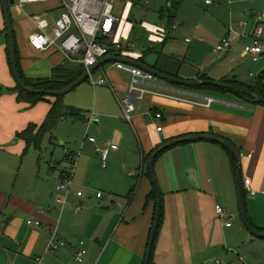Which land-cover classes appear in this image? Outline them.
<instances>
[{"label":"crops","instance_id":"1","mask_svg":"<svg viewBox=\"0 0 264 264\" xmlns=\"http://www.w3.org/2000/svg\"><path fill=\"white\" fill-rule=\"evenodd\" d=\"M180 1L183 5L187 0ZM194 1L188 9V17L194 21H181V5L176 9L167 0L168 10L159 9L156 18L139 20L135 25L129 21L133 6L128 4L114 39L125 49L112 51L108 57L137 60L181 80L198 81L206 75L210 81L235 79L249 85L243 70L249 66L253 70L250 77L256 79L255 73L264 72V54L256 62L243 57V48L250 42L247 38L237 39L234 49L227 53L212 54V47L224 39L231 21L240 32L250 33L254 22L242 30L239 21L252 14L264 16V0H239L233 7L216 0L220 6L212 8L207 7L206 0ZM28 6H44L47 11L29 16L27 21L13 17L20 67L26 77L34 81L49 79L64 69L58 76L83 71L90 74V79L63 98V103L79 110L84 119L61 120L53 133L58 142L79 153L64 149L66 159L61 173L51 164L42 175L41 157L28 158L26 143L17 135L30 125L40 128L56 98L47 96L35 105L19 101L0 0V264H34L37 257L45 264H70L81 241L88 252L83 264H145L158 210L149 174L150 159L157 146L200 135L217 136L239 151L249 217L264 233V105L244 101L231 92L203 91L155 80L153 84L165 91L211 97L217 102L206 108L147 96L138 101L131 124L124 118L119 102L128 94L131 76L117 70L112 60L99 64L91 73L82 63L69 61L57 48L44 52L33 49L30 37L40 31L39 26L53 35V23L62 12L57 0ZM202 7L214 15L203 13ZM15 9L21 13L17 5ZM166 17L170 28H175L178 21L187 24L190 31L185 33L193 39L183 34L180 38L170 37ZM202 37L212 44H205ZM76 58L82 59L80 55ZM106 77L110 86L100 85ZM157 113L162 115L161 120L153 117ZM160 126L163 129L158 132ZM92 138L97 143H91ZM111 145L118 150L110 153L108 168H104L95 147L106 149ZM73 157L77 160L74 183L67 203L61 205V196L56 199L53 192H57ZM155 163L163 193V215L154 264H221L218 258L225 259L222 251L235 255L239 252L243 264H253L252 247L264 255V240L253 237L242 222L237 168L226 149L205 141L185 143L161 154ZM49 169L53 175L48 174ZM247 179L252 192L246 190ZM30 181L36 183L33 190ZM78 192L83 195L77 196ZM217 206L224 209L222 215ZM29 221H40L42 225L30 226ZM54 231L67 243L56 255L47 252Z\"/></svg>","mask_w":264,"mask_h":264},{"label":"built area","instance_id":"2","mask_svg":"<svg viewBox=\"0 0 264 264\" xmlns=\"http://www.w3.org/2000/svg\"><path fill=\"white\" fill-rule=\"evenodd\" d=\"M50 0H16V5L23 11L27 5L42 4ZM60 3L61 15L58 20L53 23V35H50L47 28L40 27V31L34 33L30 37V43L33 49L38 52H44L51 48H57L65 57L72 62L82 63L87 71L98 65L102 60L108 57L112 51L120 53L124 51L121 43L114 41L120 31L122 19L116 15V0H57ZM239 0H225V4L233 7ZM253 0H251V3ZM207 7H218L220 3L216 0H206ZM254 22L250 33L240 32L235 23L231 21L228 31L220 44L213 49L215 54L227 53L234 49V42L239 38H247L250 40L243 48V57L249 56L255 62L264 54V16L261 14H252L248 18L239 21V28H248ZM80 55L82 59L76 58ZM236 59L233 58L232 61ZM114 67L128 73L131 76L129 91L122 101H119L123 109L124 118L127 122L133 123L134 114L137 111L138 101H143L147 96L160 97L164 99H172L178 102H187L196 106L211 108L217 102L215 98L204 97L196 98L191 96H181L172 91H165L153 84L157 78L154 74L146 72L138 67H133L125 63H115ZM95 84V83H94ZM100 85L110 86V82L106 77L99 82ZM155 120H161L163 117L160 113L153 116ZM163 127H158L161 132ZM90 142L97 143V139L92 138ZM117 146L111 145L106 149L98 146L95 147L96 154L101 158V164L104 168H108L109 155L112 151H117ZM71 160V167L68 168L61 177L62 183L57 187V192L65 193L58 202L61 205L67 203L70 189L74 183L73 179L76 173V157ZM250 179L245 181L246 190L252 192L249 188ZM82 192H78L77 196H82ZM100 195V194H99ZM80 210V208H79ZM219 215L224 213V209L217 206ZM36 224L41 226L40 221H29L28 225ZM230 227V225H228ZM51 245L48 254H58L67 244L58 237L57 231L53 232ZM87 249L85 242L80 243V248L76 250L74 262L70 264H83L86 259ZM219 262H217L218 264ZM34 264H45L41 257L35 258Z\"/></svg>","mask_w":264,"mask_h":264},{"label":"water","instance_id":"3","mask_svg":"<svg viewBox=\"0 0 264 264\" xmlns=\"http://www.w3.org/2000/svg\"><path fill=\"white\" fill-rule=\"evenodd\" d=\"M12 5H16V0H2V7H3V13L5 17V28L7 29V34L9 38V44H10V50H11V59H12V70L13 75H15L16 81L18 86L24 90L27 94L36 95V96H48L53 98H60L65 97L66 95L72 93L75 91L77 87H79L81 84L85 83L87 80L90 79V74L86 73L81 78L75 81V83L69 85L66 88L57 90V91H42L38 90L32 87H28L25 82L22 79V76L19 72V61L17 59V44H16V33L14 29L13 24V15L11 13V7ZM115 61L116 63H125L128 65H131L133 67H138L146 72H149L151 74H154L157 79H160L161 81L175 85L178 87H186L191 89H198L200 87L206 86V87H216L222 90H226L228 93L231 92L238 97L242 95V91L238 88H236L233 85H226L218 81H187V80H181L179 78H176L174 76L166 75L162 73L161 71L150 68L147 65L139 62L131 60L127 57H121V58H115V57H106L104 60H102L99 64H104L106 61ZM96 65L90 69V72L93 73V71L99 66ZM256 103L258 104H264V98H259L256 100ZM205 141L209 143H217L218 145L222 146L224 149H226L230 154L234 156L235 161H237V191L239 192V206L241 207V218L242 222H244L245 228L247 231L253 236L257 237L258 239L264 240V233L258 231L253 223L250 220L249 213H248V206L246 205V193L244 191V178L242 176V160L239 152L232 146L229 145L226 141L223 139L217 137V136H207V135H200V137H185L184 139L171 141L168 144L162 146L160 149H158L154 155L150 159L149 164V174L150 178H152V182L154 185L155 192L158 197L157 201V214L154 222V228L151 233L150 237V245L147 252V258L145 264H150L152 257H153V251L156 243V237L158 234V230L160 228V221L162 219L163 215V193H161L160 185L158 178L156 177L155 173V166H156V159L163 153L169 151V149H172L175 146L185 144V143H193V142H200Z\"/></svg>","mask_w":264,"mask_h":264},{"label":"rangeland","instance_id":"4","mask_svg":"<svg viewBox=\"0 0 264 264\" xmlns=\"http://www.w3.org/2000/svg\"><path fill=\"white\" fill-rule=\"evenodd\" d=\"M193 1L194 0H187V1H184L183 5H181L182 11H183L181 19H180L181 21H185V22L194 21L193 19L188 17V9L189 10L191 9L189 7L193 5ZM128 4H132V6H133L132 10L130 12L129 21L133 22L134 25H135L136 21H139V20L150 21L153 18H156L155 12L158 11L159 9L168 10L167 9V6H168L167 0H116V4H115L116 10H117L116 15L119 18H121L122 20L124 19V16H125V15H123V11H124L123 8L126 7L125 10H127ZM202 10H203V13H205L209 16L214 15L212 13V11H210L209 9L207 12L202 7ZM23 11L24 12L21 11V13H18V11L15 9V5H12L11 12H12L15 20L17 18H21L24 21H27L29 19V16H32V15L41 16L47 10L44 8V6H42V8H39V7H32V6L27 5V7H25L23 9ZM167 19L168 18L166 17L165 23H166L167 33H169L170 37L180 38L182 36V34H183V36L186 35V33H185L186 30L188 32L190 31V28L187 26V24L182 25V24H180V21H178V23L176 22L175 28H170V25L168 24ZM208 19H211V18H208ZM181 26H183L184 28H182ZM176 34H178V35L176 36ZM186 37L189 39H193V36L191 34L186 35ZM202 38H204L205 44H210V45L212 44V42H210L207 38H205V37H202ZM220 42L217 44L215 43L214 47H212V49L216 48L220 44ZM212 54H213V50H212ZM211 56L213 57V55H211ZM248 64L254 65L253 63H248ZM248 67H246V69L243 70L244 71L243 73H246L244 75V76H246V78L244 80L245 83L252 85V86H258L257 81H258V78L260 75L255 73L257 75V78L253 79L252 77H250V72H252L253 70L249 69ZM237 71L240 72L241 69H238ZM262 72H263V70H262ZM241 77L242 76L240 75V78ZM156 81L158 83H163V81H161L160 79H157ZM72 93H70L68 95H72ZM67 123H70V121H68ZM65 146L62 145L61 142H58L56 135H55V138H54V136L53 137L47 136L46 140H44V142L41 145L40 153L35 151V149H31V151L27 155V157L30 158L31 156H35V155H37L38 158L41 157V163H42V166L44 169V172L42 171V175H44V173L47 172V166L50 167L51 164H52V166H54L56 168V171L58 170V173H61L62 162L66 159V154H65L64 149H68L70 151L79 153L78 150L74 151V149H72L70 146L69 147H67V146L65 147ZM48 174L53 175L54 173L52 170L50 171V169H49ZM56 175H57V173H56ZM30 182H31L30 188H31V190H33L36 186V183L34 181H30ZM60 184H61V182H60ZM53 195H55V197L57 199L60 196L63 198L65 193L64 192L63 193H57L56 190H54ZM100 202H102V201H100ZM87 213H88V211L85 209L84 214H87ZM258 243H262V242H258ZM222 252L224 253V255L222 257L225 259H222L221 257L218 258V260L219 259L221 260V262H222L221 264H229L230 261H231V264H243V262L240 261V258L237 255L239 252H235L236 255L234 253H231V252H226V251H222ZM252 252H253V264H262V261H264V255L261 252L257 251L256 248H253V247H252ZM239 254L242 255L241 253H239ZM229 257L231 258V260H229Z\"/></svg>","mask_w":264,"mask_h":264},{"label":"trees","instance_id":"5","mask_svg":"<svg viewBox=\"0 0 264 264\" xmlns=\"http://www.w3.org/2000/svg\"><path fill=\"white\" fill-rule=\"evenodd\" d=\"M169 3H171L172 6L175 7L176 9H180L179 8L181 5L180 0H169ZM7 53H8V59H9L11 71L13 74L10 46L8 48ZM17 59L19 61V72H20L22 79L25 82V84L28 87L30 86L32 88L42 90V91H45V90L57 91V90L66 88L69 85L75 83L76 80H78L79 78H81L85 74V73H83V71H77V72L75 71L72 76L65 77L64 74L68 73V72H63L62 74H60V76H58L59 71L64 70V69H59L56 71L58 73L53 78L34 81L31 79H28L20 67L18 48H17ZM201 80L207 81L209 79L207 78L206 75H202ZM263 82H264V72L258 78V81H257L258 86H249L246 84L243 85L242 83H239L235 79H231L229 81L225 80V81H222L221 83L226 84V85H233L236 88L240 89L242 91V95L239 96L240 99H243L244 101L246 100L247 102L256 103L257 99L264 98V83ZM197 90L212 91V92L217 91V92H221L223 94L228 93L226 90H222V89H219L216 87L213 88V87H206V86L200 87ZM16 91L19 94V101L20 102L27 101L31 105H35L36 103L44 101L47 98L46 95L45 96H36V95L27 94L24 90H22L18 86V84H17ZM63 98L64 97L56 98V101L53 103V108L51 109L50 113L46 117L45 123L40 128L36 125H30V127L26 131L17 135L20 140H23L26 143V149H25L26 154L29 153L31 149H36L37 151L40 152L42 143L44 142V140L46 139L47 136L53 137V133H54L55 129L57 128L58 124L61 122V120H64V119L65 120L66 119H74V120L84 119V116L82 115V113L79 110H77V109L75 110L74 108L68 107L66 104H64ZM256 104H258V103H256ZM262 105H264V104H262ZM158 149H160V147L157 146L155 152ZM230 155H231V160L233 161V165L236 169L237 168V161H235L234 156L232 154H230ZM153 194H154V200L155 199L158 200L156 192H154ZM162 207H163V205H162ZM161 221H162V219H161ZM161 221H160V224H161ZM160 227H161V225H160ZM159 230H160V228H159ZM159 230H158V233H159ZM257 230L260 231L259 229H257ZM260 232H262V231H260ZM157 236H158V234H157ZM156 239H157V237H156ZM156 242H157V240H156ZM155 245H156V243H155ZM153 253H154V251H153ZM153 257H154V255H153ZM153 257H152L150 264H154L153 263Z\"/></svg>","mask_w":264,"mask_h":264}]
</instances>
